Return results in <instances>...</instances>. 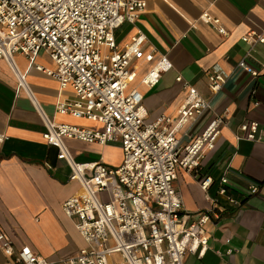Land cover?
<instances>
[{
  "label": "built area",
  "instance_id": "2783aa9c",
  "mask_svg": "<svg viewBox=\"0 0 264 264\" xmlns=\"http://www.w3.org/2000/svg\"><path fill=\"white\" fill-rule=\"evenodd\" d=\"M145 7L143 0H0V60L15 71L14 54L27 57L29 66L38 55L46 54L55 68H34L53 78L61 91L68 88L73 94L58 102L56 111L101 125L95 131L57 124L37 110L44 127L43 140L57 150L58 158L71 170L70 180L80 187L61 209L75 221L84 246L61 264H183L187 254L203 255L209 240L206 226L220 220V212L214 209L197 214L195 219L184 212L173 183L179 171L201 176V162L215 150L227 116L212 119L200 134L182 144L188 137L185 129L210 111V102L177 76L175 81L182 83L185 91L177 116L146 121L144 99L131 85L138 70L135 61L143 58L151 62L152 55H144L141 33L121 48L115 38V30L136 23ZM200 20L224 34L219 21L207 12ZM241 40L251 46L264 44L263 36L255 33ZM238 67L250 72L244 61ZM171 68L165 57L160 58L140 82L151 88ZM16 77L24 88L23 76ZM206 80L211 95L226 83L217 66L206 72ZM252 104L257 107L259 102ZM237 131V141L260 140L261 130L255 121L243 122ZM6 140L0 133V146ZM67 140L101 146L118 143L121 162L115 167L101 160L77 164L65 145ZM198 183L208 199L212 179L201 176ZM218 183L213 205L222 200L239 207L225 176ZM258 188L253 185L249 195ZM0 254V264H57L26 248L16 250L2 231Z\"/></svg>",
  "mask_w": 264,
  "mask_h": 264
},
{
  "label": "crops",
  "instance_id": "0c3cea01",
  "mask_svg": "<svg viewBox=\"0 0 264 264\" xmlns=\"http://www.w3.org/2000/svg\"><path fill=\"white\" fill-rule=\"evenodd\" d=\"M143 1L146 7L137 22L115 30V38L121 48L141 33L145 37L143 53L152 55L151 62L143 58L135 61L138 70L131 85L144 99L146 121L177 116L185 93L182 83L175 81L177 76L210 102V111L185 129L188 137L182 144L200 134L212 119L227 116L215 150L205 154L201 162V176L213 182L208 199L198 183L201 176L179 171L173 183L184 212L193 219L210 209L220 212V220L206 226L209 240L203 255L187 254L183 264H264V44L251 46L241 40L249 33L264 38V0ZM204 12L219 21L224 34L200 20ZM164 57L172 68L155 86L145 87L141 78ZM12 60L15 71L0 60V133L7 137L0 146V231L16 250L26 248L48 262L61 264L84 246L75 221L61 209L80 187L70 180L71 170L58 158L57 150L43 140L44 127L37 110L57 124L95 131L101 125L56 111L57 103L73 94L68 88L61 91L53 78L34 68H55L46 54L38 55L33 66L22 54H14ZM240 61L250 72L238 67ZM216 66L226 83L211 95L206 72ZM17 74L23 76L24 88L18 85ZM253 101L259 105L254 107ZM245 121L259 124V141L236 140L237 128ZM65 145L77 164L101 160L115 167L121 162L118 143L101 146L67 140ZM222 176L229 183L232 198L241 203L239 207L222 200L213 205ZM253 185L258 191L249 195ZM228 251L231 254L227 255Z\"/></svg>",
  "mask_w": 264,
  "mask_h": 264
},
{
  "label": "trees",
  "instance_id": "16d2710c",
  "mask_svg": "<svg viewBox=\"0 0 264 264\" xmlns=\"http://www.w3.org/2000/svg\"><path fill=\"white\" fill-rule=\"evenodd\" d=\"M261 185H262V186L264 185V181H263V183H261Z\"/></svg>",
  "mask_w": 264,
  "mask_h": 264
}]
</instances>
